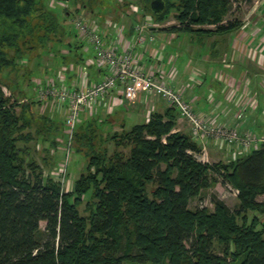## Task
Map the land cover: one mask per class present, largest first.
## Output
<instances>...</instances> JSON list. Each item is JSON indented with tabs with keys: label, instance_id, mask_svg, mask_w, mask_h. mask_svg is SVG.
<instances>
[{
	"label": "trees",
	"instance_id": "1",
	"mask_svg": "<svg viewBox=\"0 0 264 264\" xmlns=\"http://www.w3.org/2000/svg\"><path fill=\"white\" fill-rule=\"evenodd\" d=\"M140 1L154 19L175 8L179 22L166 28L169 31L197 33L202 29L193 26L211 24L214 29L206 32L222 33L241 25L237 18H227L231 0H165L166 9L159 15L152 13L150 0ZM73 2L90 10L100 6L103 12L113 4V0ZM58 21L45 0H0V45L9 50L0 53V264H226L233 259L237 264H264L260 218L264 201L257 200L264 195V144L228 162L202 161L200 144L191 134L176 130L175 109L169 107L163 114L153 111L149 120L128 129L106 130L105 139L116 149L129 148L128 154L117 149L107 158L95 151L89 135L80 134L79 147L74 145L77 128L85 124L87 131L103 128L92 115L75 127L71 150L81 153L85 146L91 150L87 168L93 172L80 173L67 192L44 173L53 169L51 155L59 140L55 132L63 121L41 113L39 100L12 78L9 67L26 69L32 52L37 51L33 55L38 58L50 43L60 42L56 38L64 33V25ZM68 45L72 52L62 62L85 60L77 40ZM33 73L28 70L26 76L32 86L37 76ZM4 85L12 88L10 95L3 92ZM40 120L43 128L23 134ZM31 140L44 147L41 159L24 152ZM212 172L238 190L235 209L215 195L212 210L200 205L189 208L190 199L214 182ZM147 180L155 184L152 197L144 190ZM87 193L96 199V208L82 216L77 204ZM255 210L258 214L249 220L248 212ZM215 240L222 242L224 256L212 248Z\"/></svg>",
	"mask_w": 264,
	"mask_h": 264
},
{
	"label": "crops",
	"instance_id": "2",
	"mask_svg": "<svg viewBox=\"0 0 264 264\" xmlns=\"http://www.w3.org/2000/svg\"><path fill=\"white\" fill-rule=\"evenodd\" d=\"M127 14L135 18L133 14ZM117 18L124 24L125 37L130 38L134 19L127 24L122 17ZM150 31L155 38L139 49V63L145 68H161L165 72L170 67L174 68L172 84L188 85L185 98L197 113L203 114L209 121L231 126L239 124L242 129H253L258 135L264 134V12L251 23L241 22L238 29L229 32L192 36L188 32L158 28V24L152 26ZM91 54L92 49L89 48L85 55ZM55 63L59 65L64 62L60 60ZM89 73L91 80H98L107 70H99L92 65ZM117 93L114 89L93 115L105 130L117 125L121 129H128L134 124L146 122L149 112L163 114L171 107L152 95H139L134 102H121L116 99ZM173 111L176 130L190 135L191 127L177 110ZM238 111L244 114L237 119ZM61 141L56 142L51 155L54 169L63 162L67 152L66 142L62 146ZM197 142L201 145V151L209 153L210 157L216 152H227L213 139L202 137ZM226 157L221 154L220 159ZM73 171L76 177L81 173Z\"/></svg>",
	"mask_w": 264,
	"mask_h": 264
},
{
	"label": "built area",
	"instance_id": "3",
	"mask_svg": "<svg viewBox=\"0 0 264 264\" xmlns=\"http://www.w3.org/2000/svg\"><path fill=\"white\" fill-rule=\"evenodd\" d=\"M68 1V0H67ZM127 13L135 16L132 23L130 38L124 34V24L106 15L99 19L85 17L81 13L74 16V35L82 47L83 52L92 49V54L85 56V60L78 63H64L45 69L43 76L32 78L35 86V98L39 100L38 110L60 116L63 121L62 133L66 136L69 158L71 142L75 127L83 119L95 114L105 99L112 95L114 89L118 91L116 99L134 102L139 95L157 96L166 104L177 110L191 127L192 138L196 141L202 137L213 139L220 143L227 152L226 162L234 160L264 144V134L258 135L253 129H242L241 125L211 122L203 114L197 113L192 103L185 98L188 85H173L174 68L165 72L161 68L156 70L145 68L139 63L137 53L147 42L155 36L150 28L156 25L154 18L144 12L138 4H130ZM84 9V8H82ZM96 66L105 69L98 80H91L89 67ZM3 92L10 95V91L3 87ZM150 112L147 114L149 120ZM238 111L237 119L243 116ZM59 138V137H58ZM60 139V138H59ZM202 151L200 159L204 158ZM67 166L59 164L55 169L45 170L55 181H59L64 192L69 191L71 182L66 179ZM238 193V190H235Z\"/></svg>",
	"mask_w": 264,
	"mask_h": 264
},
{
	"label": "rangeland",
	"instance_id": "4",
	"mask_svg": "<svg viewBox=\"0 0 264 264\" xmlns=\"http://www.w3.org/2000/svg\"><path fill=\"white\" fill-rule=\"evenodd\" d=\"M45 2L52 5V9L53 11L56 13L57 18H58V22L61 23V25H64V33L62 35L58 34L59 36H57L56 39H60V42H52L48 45V48L46 50H44L42 52V54L37 58L34 57L33 54H35L34 52H32L33 54L29 57L27 56L29 59H26L27 62V67H25L26 69H21L19 67V69H11V67H9L10 71V75L12 76V78L14 80H18L21 83V86H23V89L25 87V90L27 91V93L29 94V96L31 98H35V86H32L31 83H28L27 81V72L28 70H32L34 71V75L36 74L37 76H43L44 75V71L45 69H50L52 68V66H57L55 62H58L60 60L64 61L67 57L69 56V53L72 51H69L70 49V45L67 46V43L72 44L73 42H75L76 36L73 35V31H75V27L73 25L72 20L74 19V16H76L78 13H81L82 15H84L85 17H89V18H94V19H99L100 16H102L101 14L103 13H107L106 16L107 17H112L114 19V17H116L115 19L118 20L117 17H122V20L126 21L127 24H129L133 19L131 18L132 15H128L126 10H130V4H138L140 7L143 8V1L140 0H113V4L106 8V11L103 12L101 9H99L98 7L100 6H96L95 8H93L94 10H90V9H82L78 3L73 2V0H45ZM232 5L230 10L227 13V18H237L240 22H246L248 21L249 23H251V21L255 20L258 18V16L261 15V12H264V0H257V1H247V0H231ZM174 12H175V8H171L168 12L167 15H165V17L160 18V19H154L156 21V24H158V28L163 27L164 29L171 27L173 24H178V19L176 17H174ZM147 14H150L152 16L151 13L147 12ZM118 15V16H116ZM194 29L197 28H201L202 30L200 32H188V34L192 35V36H197V35H201V34H209L207 31V29H214V26H212L211 24L209 25H197V26H193ZM205 30V32L203 31ZM187 35V34H185ZM184 35V36H185ZM55 39V40H56ZM9 52V50L7 49L5 44H1L0 45V53L2 52ZM13 53V51L11 50L10 53ZM26 57V58H27ZM247 64V63H246ZM170 66H173L170 64ZM28 68V69H27ZM24 74V75H23ZM261 82V81H260ZM11 83V81L9 82V84ZM8 84V83H6ZM4 87H6L10 92L12 90V88H9L7 85H4ZM11 89V90H10ZM260 93V92H259ZM35 109L37 110V107H35ZM55 115H57L56 113H54L52 115V117H54ZM60 117L62 116L61 112H60ZM94 115V114H92ZM39 124H32L30 126V128H25L23 134L27 135L26 133L29 132L30 130L32 131V133H34L35 130L41 129L43 128V125L45 124L44 122L40 121H36ZM88 125L85 124L79 128L76 129L75 132H78V136L75 137L74 139V145H77V147H79L78 143L80 142L81 138L79 139V135L80 134H86L91 136V144H94V149L96 152H98L101 155H106L107 158H110V156H112V154L114 152H116L117 149H119V151H122L124 154H128L129 148H123V147H119V148H115L114 144L112 143V141L106 140L105 138L107 137V131L109 129V131H116V130H120V126H111L108 127V129H103L100 128L98 126V128H96L95 126L92 127V129L87 131ZM54 127H52V131H53ZM55 130V129H54ZM55 134H57V136L62 140V146L65 144L67 138L64 135V133H62V130H58V132ZM27 137H25L24 139H26ZM83 142H87L88 141V137H84ZM102 141V142H101ZM73 144V143H72ZM19 146L23 147L24 143L22 141H19ZM27 147H29L27 150L25 149L24 152L28 153V156L34 157V159L38 160L41 159V153H43V149L44 147L42 145H40L38 142H35L34 140H31V142H28ZM201 146V145H200ZM105 147H106V151H105ZM48 149H50L48 147ZM86 152H88L87 156H84V154H86ZM91 150H88L87 147H83L81 150V153H74V152H70L69 153V158L66 160V158H63V164H65L67 166L66 170V179L68 180V182H71L70 188L73 186V179L76 177V174L73 170H77L78 173H84V174H88L90 172H93L92 170H89L87 168V165L91 159L90 156ZM204 153V158L207 159V161L209 163H213L215 164L216 162L219 161H225V158L220 159L221 154L222 156L227 155V153L222 152L221 154L219 152H216L214 156L209 155V153H206L205 151H203ZM219 153V154H218ZM23 153H21L22 155ZM216 160V161H215ZM62 163V162H61ZM60 164V163H59ZM54 165V164H52ZM212 179L214 180V182H212V184L201 190L199 195L193 197L192 199H190V203H189V208L190 209H194V207L196 205H200V206H205L207 207L209 210L213 209V204H212V199H211V195H215L217 198L222 199L225 204L229 207V209H235L237 207V204L239 202V198H237V193H236V188L234 186H232L230 183H227L225 181V179L223 178V176L221 174L212 172ZM101 175L98 174L96 176V179L100 182V186L103 185V183L100 180ZM145 188L144 190H146V193L149 197H152V193L155 189V184L152 181H145ZM92 187V186H91ZM257 200L258 201H264V195H258L257 196ZM96 199H93L92 197L90 198V193H87L83 196L82 200L80 203L77 204L78 206V211L82 216H88L90 214V208L94 209L96 208ZM256 214H258V210L255 211H249L248 212V217L249 220L251 218H253ZM260 218H262L261 220L264 221V215H261ZM45 226V222L41 221L40 222V227L44 228ZM260 226V224H259ZM222 242L215 240V242L213 243L212 248H214V251L220 256H224V252H223V248H222ZM229 260V256L227 257ZM226 258V260H227ZM237 260H230L228 262H226V264H237ZM126 264H139L137 262L135 263H130L127 262ZM146 264H153L150 262H147Z\"/></svg>",
	"mask_w": 264,
	"mask_h": 264
},
{
	"label": "water",
	"instance_id": "5",
	"mask_svg": "<svg viewBox=\"0 0 264 264\" xmlns=\"http://www.w3.org/2000/svg\"><path fill=\"white\" fill-rule=\"evenodd\" d=\"M149 6L154 15H159L166 9L165 0H150Z\"/></svg>",
	"mask_w": 264,
	"mask_h": 264
}]
</instances>
